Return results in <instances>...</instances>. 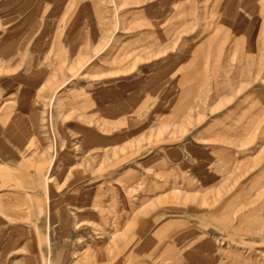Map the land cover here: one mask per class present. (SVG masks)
Returning <instances> with one entry per match:
<instances>
[{"label":"rangeland","instance_id":"374dc122","mask_svg":"<svg viewBox=\"0 0 264 264\" xmlns=\"http://www.w3.org/2000/svg\"><path fill=\"white\" fill-rule=\"evenodd\" d=\"M0 264H264V0H0Z\"/></svg>","mask_w":264,"mask_h":264}]
</instances>
